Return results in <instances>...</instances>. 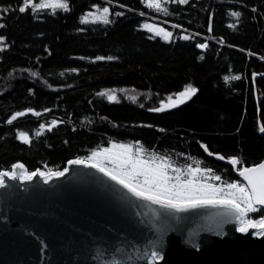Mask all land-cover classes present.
Here are the masks:
<instances>
[{"label": "trees", "instance_id": "16d2710c", "mask_svg": "<svg viewBox=\"0 0 264 264\" xmlns=\"http://www.w3.org/2000/svg\"><path fill=\"white\" fill-rule=\"evenodd\" d=\"M68 2L70 10L55 15L50 10L0 12L6 25L0 35L9 46L0 51V170L15 162L29 170L62 169L68 159L87 156L109 140H139L177 164L195 166L199 160L228 181L241 178L227 160L209 157L200 143L226 157H241L245 165L264 160V133L259 132L264 125V0H189L184 5L165 0L161 6L167 13L149 9L142 0ZM18 3L0 0V7L15 9ZM93 4L108 6L112 22L81 23L82 15L95 11ZM232 11L242 15L232 17ZM145 23L161 25L173 37L164 41L142 28ZM181 34L194 39L181 40ZM205 41V51L195 47ZM98 55L116 59L97 61ZM187 84L197 92L184 104L149 111ZM105 89H114L117 99L97 95ZM26 107L41 116L29 113L6 123L12 112ZM53 118L62 123L40 132L39 124ZM18 131L29 133V144L16 138Z\"/></svg>", "mask_w": 264, "mask_h": 264}, {"label": "water", "instance_id": "95a60500", "mask_svg": "<svg viewBox=\"0 0 264 264\" xmlns=\"http://www.w3.org/2000/svg\"><path fill=\"white\" fill-rule=\"evenodd\" d=\"M45 184L6 179L0 188V264H101L121 241L143 242L159 206L136 200L96 169L68 166ZM242 180V178H241ZM211 209L168 217L160 264H264V237L235 231L230 220L217 229ZM137 213H147L138 216ZM145 223L141 224L140 221ZM195 239L199 248L191 246ZM121 259L120 255L115 256ZM137 264H144L143 261Z\"/></svg>", "mask_w": 264, "mask_h": 264}, {"label": "snow or ice", "instance_id": "6c2138e0", "mask_svg": "<svg viewBox=\"0 0 264 264\" xmlns=\"http://www.w3.org/2000/svg\"><path fill=\"white\" fill-rule=\"evenodd\" d=\"M111 0H109V3ZM146 3L149 9L156 11L168 12L167 7L161 6V0H142ZM169 2L184 5L188 4L189 0H169ZM124 7V5H120ZM95 11L85 13L80 17L81 23H88L89 20L93 23L99 21L103 24H109L112 21L109 18L110 8L108 6H99L93 4L91 6ZM14 10L20 14L29 13L37 14L50 10L55 15L57 10L68 12L70 10L68 0H19L15 9L11 5L0 7V12L9 13ZM253 12L257 9L253 8ZM115 15L122 16V12H116ZM143 15V13H141ZM242 15L240 11H232L231 16L239 18ZM2 19V18H0ZM6 25L0 23V28ZM142 28L148 32L154 33L164 41H169L173 37L171 31L166 30L155 24H142ZM174 28H181V25L175 24ZM235 27V25H230ZM208 31H212V17L208 18ZM195 35H200L196 33ZM179 39L188 41L194 39L189 35L181 34ZM6 37L0 35V51L7 49L9 46L4 43ZM219 43L223 44L221 38ZM195 47L201 50L208 48L207 41L196 43ZM252 54V53H250ZM83 59V58H82ZM114 56H96L95 60H114ZM264 59V57H261ZM72 72L78 71L76 68L70 69ZM33 75H38L33 73ZM257 76L256 72L252 73V77ZM225 81L230 77L225 76ZM231 79H239V77H231ZM51 87V85H48ZM32 93L31 88L28 89ZM124 91V89H121ZM197 88L191 84L185 85L184 89L175 94V98L169 95L167 101L161 100L159 107L150 108L151 112H164L168 109H173L177 105L184 104L195 93ZM98 96H106L109 101L117 99L114 89H105L97 93ZM135 99V97H133ZM43 112H49L50 109L44 108ZM31 114L35 117H40L41 112L33 107H26L23 110L14 111L7 118L6 123L11 125L17 118L24 117L26 114ZM62 121L53 118L49 123H40V132L45 129H52L61 124ZM152 127V125H147ZM164 132L165 129H159ZM259 132L264 133V125L259 127ZM39 135V132L37 133ZM16 138L25 144L30 143L29 133L26 131H18ZM200 148L203 149L209 157L215 156L220 161L227 160L232 169L238 173L241 179H233L231 181L224 180L211 167H204L201 161L196 160L195 166L192 163L177 164L170 156L162 155L156 151H148L141 141L136 140L132 143L118 142L109 140L106 147H97L90 151L87 156H77L73 159H68L67 166L60 168H48L44 170L37 168L29 170L21 162H15L10 165L9 170H0V188L6 185V179L32 181L33 177H39L45 184L65 176L69 172V167L72 165L90 167L96 169L111 181L120 185L123 189L135 197L136 200L147 202L148 205L159 206L162 211L152 209L151 217L148 220L150 228L153 230L150 233V238H147L142 243L130 241L127 244L121 241L114 250L109 253L108 249L98 250V256L110 254L114 258L108 261H101V264H137L143 261L144 264H160L163 259L162 249L164 248V234L168 230L166 225H169L168 217L175 220L181 219L180 213H192L195 210L211 209L214 212L209 219L215 224L217 229L222 230L223 225L230 220H234L236 224L235 231L239 233H249L250 229H254L252 235L264 237V160L251 165H245L241 157L236 155H222L219 152L209 150V146L205 143H200ZM183 155V153H181ZM189 160L192 157H188ZM238 165H240L238 167ZM257 214L255 218L251 214ZM147 215V213H137ZM141 224L145 221L141 220ZM170 226V225H169ZM191 246L199 248L200 244L195 239L189 241ZM120 255L121 259H116V255Z\"/></svg>", "mask_w": 264, "mask_h": 264}, {"label": "rangeland", "instance_id": "374dc122", "mask_svg": "<svg viewBox=\"0 0 264 264\" xmlns=\"http://www.w3.org/2000/svg\"><path fill=\"white\" fill-rule=\"evenodd\" d=\"M163 1H165V0H161V5H162ZM37 2H38V0H37ZM143 4L146 5V3H144V2H143ZM150 19H152L154 22L167 23V22L161 21V20H159L157 18H153V17H150ZM148 24H154V23H148ZM155 25H157V24H155ZM158 26L162 27L161 25H158ZM179 29L183 30L182 28H179ZM104 147H106V146H104Z\"/></svg>", "mask_w": 264, "mask_h": 264}, {"label": "built area", "instance_id": "2783aa9c", "mask_svg": "<svg viewBox=\"0 0 264 264\" xmlns=\"http://www.w3.org/2000/svg\"><path fill=\"white\" fill-rule=\"evenodd\" d=\"M205 50V49H204Z\"/></svg>", "mask_w": 264, "mask_h": 264}]
</instances>
